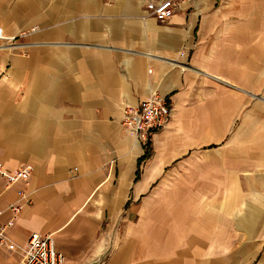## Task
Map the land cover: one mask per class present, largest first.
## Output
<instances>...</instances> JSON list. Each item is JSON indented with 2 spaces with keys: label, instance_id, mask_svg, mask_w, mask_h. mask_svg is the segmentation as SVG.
<instances>
[{
  "label": "crops",
  "instance_id": "obj_1",
  "mask_svg": "<svg viewBox=\"0 0 264 264\" xmlns=\"http://www.w3.org/2000/svg\"><path fill=\"white\" fill-rule=\"evenodd\" d=\"M149 1L0 0L13 39L0 40V162L33 167L27 186L0 181V223L23 189L8 235L23 247L52 235L66 264H250L210 236L252 187L253 157L264 162V23L231 20L217 0H175L159 20ZM154 93L172 117L139 167L122 119ZM260 218L239 224L258 235ZM245 249L264 264V242ZM6 253L0 264L18 263Z\"/></svg>",
  "mask_w": 264,
  "mask_h": 264
},
{
  "label": "built area",
  "instance_id": "obj_2",
  "mask_svg": "<svg viewBox=\"0 0 264 264\" xmlns=\"http://www.w3.org/2000/svg\"><path fill=\"white\" fill-rule=\"evenodd\" d=\"M147 15L159 20L170 19L175 14V0L149 1L146 5ZM23 36V35H22ZM26 36V35H24ZM0 40L2 47L11 46L13 39L3 38V29L0 26ZM185 58V53H181ZM172 108L166 98L158 93L152 94L143 104L140 110L127 107L124 110L122 125L131 131L141 142L147 143L150 137L167 128L172 117ZM33 173L32 166H22L14 173H7L0 162V181H5L7 188H13L18 184L28 185ZM22 203L9 205L11 218L4 224L0 223V250L6 249L19 255L17 264H66L63 253L58 251L52 235L34 233L30 236L28 244L23 247L15 243L8 235V230L13 228L27 204V192L23 189L18 191ZM4 210L0 208V218Z\"/></svg>",
  "mask_w": 264,
  "mask_h": 264
},
{
  "label": "rangeland",
  "instance_id": "obj_3",
  "mask_svg": "<svg viewBox=\"0 0 264 264\" xmlns=\"http://www.w3.org/2000/svg\"><path fill=\"white\" fill-rule=\"evenodd\" d=\"M216 7H223V9H232L228 12V16L231 20H236L237 22L252 21L256 25L264 23V0H217ZM150 139L147 143L142 142L145 153L149 145V148L152 152ZM253 158L254 163L257 164L252 167V174L254 177L252 182L253 184H251L252 187L246 188V186H241L237 189V193L239 192L242 195L239 203L229 206L231 213L226 214V212L224 213V210L222 211V213H220L222 219H227L230 222H225L226 226L222 228L224 229V231L222 234H220V236H210V238L212 242L214 239L220 240L222 245H236L237 248L234 249H236L237 259L244 261L245 257H249V259L252 261L250 264H257L260 259L258 253H256V251L250 252L248 249H245V245H253L252 250H254L264 242V166L257 168L260 165H264V162H262L259 157ZM230 190L231 193L235 191V189ZM228 199L229 197L223 198L218 204L227 206V203L225 202H227ZM207 207L208 206H206V208ZM250 209L258 210L261 217L256 224V227L259 226V234L254 236H248L239 224L241 220H244L247 216H249ZM206 237L207 236H205L204 238ZM7 251L9 253H6V258L11 262H14L18 259L19 255L12 251Z\"/></svg>",
  "mask_w": 264,
  "mask_h": 264
},
{
  "label": "trees",
  "instance_id": "obj_4",
  "mask_svg": "<svg viewBox=\"0 0 264 264\" xmlns=\"http://www.w3.org/2000/svg\"><path fill=\"white\" fill-rule=\"evenodd\" d=\"M149 147H150V145L147 147L145 155L139 160V167H141V164L144 161L148 160L151 157V150ZM138 175H139V172H138Z\"/></svg>",
  "mask_w": 264,
  "mask_h": 264
},
{
  "label": "water",
  "instance_id": "obj_5",
  "mask_svg": "<svg viewBox=\"0 0 264 264\" xmlns=\"http://www.w3.org/2000/svg\"><path fill=\"white\" fill-rule=\"evenodd\" d=\"M100 261H101L100 259H97V260H94V261H92V262H90L88 264H99Z\"/></svg>",
  "mask_w": 264,
  "mask_h": 264
}]
</instances>
